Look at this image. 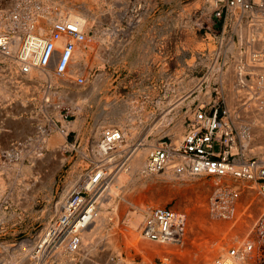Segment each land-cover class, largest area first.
Masks as SVG:
<instances>
[{
  "label": "rangeland",
  "instance_id": "obj_1",
  "mask_svg": "<svg viewBox=\"0 0 264 264\" xmlns=\"http://www.w3.org/2000/svg\"><path fill=\"white\" fill-rule=\"evenodd\" d=\"M34 3L44 5L46 15L52 12L58 17L56 20H59V16L62 14L58 13L61 8L75 5L79 11H89L90 21L85 30L89 37L92 36L91 38H93L96 46L92 48L85 46L84 43L79 44L84 48L86 54L78 61L88 70V76H85L81 71H75L72 75L66 76L67 79H70L67 80V83H62L63 81L59 79L60 81L58 80L55 84L38 78L36 74L28 77L26 73L20 72L17 66L13 67L11 62L0 58V60L6 62V65L0 62V86L3 87L5 92L0 93V264H103L108 256L117 252H125L127 257H134L146 264H165L163 263L165 260L161 255H155L152 260L147 261L145 260L147 257L143 253L133 250L134 247L128 249L121 234L122 227L126 226L124 219L122 217L118 220L113 219L115 209L113 205L101 207L100 204L99 206L101 211L105 210L107 212L108 216L107 220L103 222L105 228L102 232L103 235L114 232L119 251L113 250L111 247L106 248L108 246L103 245L100 238H97L98 240L94 244L97 250L93 247L92 253L85 248L82 249L80 255L77 256L78 258L76 257L77 261H75L76 258H71L67 253L59 255L58 252L55 255L53 254L54 257H49L50 259H47V253H45L39 261L32 255V251L49 222L58 215L59 212H56L57 204L62 201L63 196L67 198L69 195V191L65 193L68 184L72 182L76 184L81 181L88 172L87 170L98 160L93 152V147L100 137L102 128L107 125L117 126L116 122H112V116H108L106 119L109 123L105 124L106 121L103 119L113 111L112 106L108 105V100L116 98L120 104L127 101L137 102L143 107L144 111H156L158 114V101L163 102L164 105L170 104L168 102L169 93L181 92L182 95H185L183 103L177 108L172 107L167 110V113H169L168 118L157 121V123H163L165 126L155 127V130L147 135H145L146 132L143 133L144 130L140 127L136 132L139 139L147 138L149 142L155 144L162 137L175 140L177 137L176 128L180 120L178 118L185 117L186 119L190 109H196L203 101L210 102L213 100V103H215L214 100H218L222 106L229 108L225 95L224 97L215 93L212 96L201 95L195 90L191 80L195 77L201 79L208 74L209 60L215 56L214 50H219V63L224 69L230 60L229 69L234 70V67H237L235 63L241 58V55H239L236 48H229L232 42L239 43L240 31L246 21H243L241 25L229 24L226 30H223L219 26L221 22L216 20L212 9L208 8L209 4L206 0H0L2 5H0V10L8 11L17 7L27 8V4L32 6ZM44 16L45 14L39 20V23L43 25L44 30L49 31L53 22L49 24L42 23ZM252 32L250 35H252ZM192 61H195L194 68L188 67ZM101 74L102 77H100ZM78 76L85 78L84 85L77 84L76 79ZM97 76L101 80H98ZM247 80H251V78L248 77ZM215 82L214 79L205 80L202 91L207 92L209 88L216 86ZM226 83L225 81V86ZM213 103L206 105V109L209 110ZM136 107H138V104H136ZM262 112H264V109L260 108L259 115ZM144 120L146 119L144 118ZM53 121L57 123V129L52 126ZM234 121L242 138L246 130L252 133V130L256 128L252 127L250 129L252 122L247 118L244 122L239 121V119ZM70 122H76V125L67 134L65 143L67 149L65 151L61 149V144L50 146L46 140L41 138L44 133L42 132L43 128L47 132V138L51 140L62 129L67 130L64 125ZM238 122L240 123L238 124ZM147 123H152V121L147 120L144 122V124ZM187 125L184 122L185 132ZM97 130L99 131V137L96 134ZM137 137L134 138V141L138 140ZM244 140H242V143L245 146L246 155L259 156L256 148L257 146L263 147L264 144L259 143L260 141L256 138L249 140L248 143ZM35 158L36 160H34ZM118 162L114 163L113 167ZM16 163L18 164L16 165ZM29 167L31 170L27 171ZM24 169L27 173L24 172ZM24 174H27V178H23ZM159 175L151 176L157 179L156 182L161 181L166 185L169 184V187L172 186L171 189L185 187L187 191L189 190L190 199L187 196L181 202L178 197H170L165 202V205L186 212L189 219L195 214L198 215L200 213L198 211L203 208L202 205L195 202V196L198 195L195 192L199 190V187H203L204 196L212 197V194H215L214 188H211L210 192L207 190V185L215 184L218 177L184 176L182 178L177 176L175 180H164ZM25 179L28 181L26 182ZM225 179L229 178H224L223 181L226 182ZM29 180L30 182L33 181L30 183ZM235 180L231 178L229 181L235 182ZM236 181L244 185H252L247 181ZM254 187L258 189L256 186ZM245 195L246 193L242 194L240 198L238 197L236 204H238V213L243 220L242 224L248 227L254 223L258 224V221L262 218L258 216L262 214L264 209L261 211L259 208L260 213L256 208L257 206L255 207V202H253L254 204L251 203L253 198L251 199L250 196ZM117 202L120 204L125 201L123 198L118 197ZM148 204L151 205V201H148ZM127 207L132 209L133 206L127 203ZM260 207L262 208V206ZM205 209L211 211L210 203ZM210 211L209 214L200 213L205 220H201V217L196 220L197 225L195 227L198 230L195 231L197 232L194 234L193 231L187 232L186 241L189 244L186 242L187 244L183 247H179L183 251L185 250L184 253L197 252V250H192L190 244L192 242V245H194L196 242L194 239L198 236L202 239L211 236L209 238L211 239V245L209 244L207 247H209V250L212 248L211 251L213 252H220L218 249L220 243H223V238L209 233V228L216 221H232L233 217L224 220V217L216 216L212 212L211 214ZM212 217L216 218L213 219ZM255 219H258V221ZM116 221L117 224H115ZM248 221L251 223H248ZM201 222L204 223L200 225ZM257 224L253 227L252 235L247 236H256ZM204 228L207 230L205 231ZM109 233L105 237H110ZM112 236L113 234H111ZM232 237L234 236H231L230 241H235L236 237L233 239ZM108 241L110 240L108 239ZM234 241L228 244L226 249L229 250L235 247ZM150 242L154 245L157 243V246L160 244ZM99 244H102V246ZM201 246L202 250H205V247ZM259 249H257V252ZM169 254L172 255V253ZM183 257L185 259L180 258L181 261H187V258Z\"/></svg>",
  "mask_w": 264,
  "mask_h": 264
},
{
  "label": "bare ground",
  "instance_id": "obj_2",
  "mask_svg": "<svg viewBox=\"0 0 264 264\" xmlns=\"http://www.w3.org/2000/svg\"><path fill=\"white\" fill-rule=\"evenodd\" d=\"M206 1L209 3L208 8L212 9L214 7L213 1L212 0H206ZM254 1L256 3H258V5L261 6L260 3L262 2V0H254ZM42 6L39 7L40 8L39 11L32 13L27 18V24L25 26V29L28 32L27 34H29L27 45L33 41V39L35 38V36L37 34V31H39V30H40V33H44L43 36H45V38L48 37V35L50 34V32L52 30L53 24L59 20H67V21L78 24L79 27L81 28V30H83L85 32V38L82 41H75V49L73 51V55H72L70 64H69L68 69H67L65 74L60 75V74L56 73L54 70V66H52L50 69H45V68L39 67L38 65H35L31 68V70L28 73H26V75H28V77H31L32 74H36L38 76V78L48 80L49 82H52L55 84L58 82L59 79L63 81L62 83H67V80L69 81L70 79L69 78L67 79L66 76L72 75V73H74L75 71H81L85 74V76H88V70L82 64H80V61H78V60H80L79 58H82L86 54L84 48L79 44L84 43L85 46H90L92 48L96 46L95 42L93 41V38H91L92 36L89 37L87 31L85 30V28L87 27V25L90 21L89 20V14H88L89 11L87 12L86 9H84V10H86L84 12L79 11L77 6H75V5L70 6V7L61 8V10L58 13H62V14L59 16V20H56L58 17L55 16V14H53L52 12H50L46 15V9H45L46 7L44 5H42ZM86 8L88 9L89 7H86ZM259 8L254 6L253 9L250 11L251 14H253L254 18H253V20L247 21L246 24L242 26L241 31H240V43L232 42V44L229 48V49H231L232 47L234 49L236 48L239 52V55H241V58L235 63L237 65V67H234L235 71L233 69L232 70L229 69L230 65H231L230 64L231 60L226 65V68L224 69L221 66V64L219 63V56H220L219 50H214L215 56L213 57V59L209 60L208 74H206L201 79L199 77L193 78L191 80V83L194 84L193 86L195 87V90L198 91V93L201 95L212 96L214 93L217 95H220L222 97H224V95H225L226 101H227L228 106H229V110L231 112V117L233 118V120L239 119V121L244 122V120L247 118L249 121L252 122V125H250L251 126L250 129H252V127H254V128L256 127L255 129L252 130L253 131L252 133L247 132V130H246V133L243 134V139H245L244 141L246 143H248L249 140L256 138L258 141H260L259 143L262 142V144H264V112H262L261 115H259L260 108L264 109V57H263L264 55L262 56L263 67H261L260 70L257 71L256 75L251 74V80H247V78H248L247 75L249 73H251V71L253 70L251 67V65L254 62L252 60L253 50H255V48H263L264 47V7H259ZM240 11H241L240 7L233 8V13L236 17H238L240 15ZM260 11H262V13H263L261 17L258 14ZM47 12H49V11H47ZM1 14L2 13L0 10V15ZM44 14H45V16H44L42 23L46 22L49 24V23L53 22L49 31H47L46 29L44 30L43 25H41L39 23V20L42 19V16ZM14 23L15 22L12 19H10V18L7 19V18L0 16V26L1 27L6 28L8 25L13 26ZM35 27H37V28H35ZM27 28H30L31 31L28 30ZM2 31L3 30L0 29V32H2ZM251 31H253L252 32L253 37H252V35H250ZM72 40H73V38H72ZM57 45L60 48H62L64 46L63 42H61V41H58ZM242 45L245 47V50H242V48H243ZM15 49H17V47ZM0 58L5 59L7 62H11L13 67L17 66V69L20 72L24 73L22 71L21 61L18 58H16L15 56H7V55L0 53ZM37 61H38V57L36 58V62ZM100 61H102V60H100ZM242 63H245L244 67L242 66ZM194 65H195V61H192V63L189 64L188 67L194 68ZM76 69H78V70H76ZM17 73H19V72L17 71ZM100 77H102V74ZM100 77L98 79V76H97V79L101 80ZM223 78L227 82L226 83L227 84L226 90H225V87H226L225 81ZM209 79L216 80V82H215L216 86L209 88L207 90V92H203L202 91L203 83L205 80H209ZM76 81H77V84H80L78 82V78L76 79ZM80 85H84V83H82ZM2 92H4L3 87L0 86V93H2ZM184 97H185V95H182L181 92L180 93L179 92L178 93L177 92L169 93L168 102L170 104L164 105L163 102H161V101L157 102L158 114L156 111H151V112L144 111L142 109L143 107H141V105L137 102L127 101V102H123L120 104V102H118L116 100V98L114 100H108V105L112 106L113 111L112 112L109 111L110 113H108L105 116V118H103V119L106 121L108 116H110V117L112 116V118H113L112 122H116L117 126L116 125H109V126L107 125L106 127L102 128L101 133H100V137L98 136L99 135L98 130H97L98 132L96 133L99 138L96 141L95 146L93 147V152L96 155V157H98V160L95 161L93 169L102 164V165L106 166L107 172H106L105 182L101 186H98L97 189L94 191L95 196H97L98 200H100V204L102 205L101 207H107L109 205L115 206V209L113 212L114 213L113 219L115 218L116 220H118L122 217L124 219V224L126 225V226L122 227V229H121V234H122L123 239H124L123 241H125V243L127 244L128 249H129V247H134L137 252L143 253L144 256L147 257V259H145L147 261L152 260V258L155 255H161V256H163V258L165 260V262H163L165 264H188L189 262H190L189 264H191V263L192 264H215L216 260L218 258H221V257L232 260V263L234 262L235 264H258V263L264 264V249H262L264 247V213H263L264 211L262 212V214H260L261 211L264 209V194L262 192H260L257 185L248 186V185H241L238 182L229 181L230 178H233L231 176L211 175V176L218 177V179H221L222 186H223V184H225V185L229 184L232 186V187L231 186L225 187L227 189H225V190L223 189L224 191H221L220 193L217 190L218 194L215 191V193L217 195L214 196L212 200L210 199V201H207L208 198H206V197L208 195L203 196V194H204V192H202L203 187H199L198 191L196 189L197 192H195V194H198V195H196V196L193 195V196H195V199H196L195 202L199 203L203 207L201 210L199 209L200 211H198L196 209L198 212L208 213L210 210L208 211L209 208L205 209V207L209 206V203H210V207H211L210 213L212 212V213H215L216 216L224 217V220H225V218L234 217L232 221H227V222L226 221L225 222H223V221L217 222L215 220L216 223H213L212 226L209 228V230H210L209 233L215 234V236L222 237L224 240L223 243L222 242L220 243L221 245L218 249V250H220V252L218 251L220 254L216 251L215 252L211 251L212 248L209 250V247H207V246H209L210 243H208V245H203L202 243L199 242L201 245H203L205 247V250L204 249L202 250V248H201L202 251L197 250L198 252H193L192 254L191 253L186 254V253H184L185 250L183 251L182 249L179 248L181 246L183 247L185 244L188 243L186 241L187 240V237H186L187 232L193 231V234L195 232H197V231H195V230H198L195 227V225H197L195 222H196V220H199V218L202 216V214H200V213L198 215L195 214V215L191 216L189 219L190 221L187 220V227H186L187 232H186V236H185L186 238L183 240V242L153 241V242L160 243L159 246H157V243H156V245H154L150 242L152 240H149L143 236V221H144V218L147 215V213L152 208V206L165 205V202L170 197H178L182 202L183 199H185L187 196H189V199H190V195L188 194L189 190L187 191V189L185 187L181 188L183 190H181L180 187L178 189L175 187L174 189H177V190H174L173 188L171 189L172 186L171 187L168 186L169 184L166 185L163 182L161 183V181H159L160 183L156 182L157 179L153 178L151 175H157L158 176L159 172H149L146 170V163H147L148 154H149L150 150L152 149V147L155 146L156 144L149 142V140H147V138H144V139L140 138L139 139L136 135V132H137V129H139V127H140L144 130L143 133L146 132L145 135H147L148 133L155 130L154 129L155 127L158 128L160 126H165L163 123H159V122L157 123V121L159 119L168 118L167 116L169 113H167V110H169L172 107L173 108L179 107L183 103ZM214 102L215 103H213V100H211L210 102L203 101L199 106L203 107V106L208 105L209 103L210 104L211 103L218 104L220 101L214 100ZM136 104H138V107H136ZM127 114H129V115L127 116ZM187 114H189L191 118H193L195 116V114L192 113L191 109ZM144 118L146 120H144ZM178 119H180V120H179V122L177 124V128H176L177 137L175 139L176 141L173 140V142L176 145H178L182 141L184 134H185V127H184L185 117H181ZM147 120H151L152 123L144 124V122H146ZM106 123H109V122L106 121L105 124ZM239 123L240 122H238V124ZM75 125H76V122L75 123L70 122L69 124L64 125L67 130L63 131V129H62V131H60V133H58L51 140H49L47 138V132L44 130L43 127H41V128H43L42 132H44L43 137H41V138H43V140H46L50 146H56L57 144H61V146H62L61 149L65 151L67 149V147L65 146V143L67 140V134L71 130V128ZM52 126L55 129H57V123L55 121L52 122ZM111 127H118L120 129H122L124 132L125 140L122 143H120L117 146V148H115V150L112 151V153H110V155L115 154V156L108 158L107 156L104 155V153H102L101 147H100V142H101V137H102V133H103L104 129L111 128ZM126 131H128L129 133H127ZM135 137H137L138 140L134 141ZM37 138H38V136H37ZM39 139H40V137H39ZM130 146H131V148H130ZM129 148H130V150H132V152L126 150ZM256 149L259 152L258 157L261 159H264V146L263 147L257 146ZM256 149H254V151H256ZM82 150H80V151H82ZM251 151H253V150H251ZM82 153H83V151H82ZM245 156H248V155H246V153H245ZM34 160H36V158ZM14 162H16V161H14ZM31 162H33V161H31ZM116 162H118V164H116V166L113 167V164ZM17 164L18 163H16V165ZM25 166H26V164H25ZM42 166H43V164H42ZM14 167H15V165H14ZM24 168H27V167H24ZM32 168H33V165H32ZM55 168H57V167L55 166ZM55 168H54V170H55ZM28 170H31L30 167H29V169H27V171ZM92 170L90 172H92ZM40 171H42V170H40ZM24 172H25V169H24ZM25 173H27V172H25ZM50 173H52V172L50 171ZM161 173H163V174H160L161 179H164V180H175V179H177V176L182 177V178L184 176L185 177L186 176H193V177L210 176V175H193V174L178 175V174L174 173L171 169H167L166 171L161 172ZM28 174H29V172H28ZM30 175H28V177H30ZM87 175H88V172L86 173L84 178H82L81 181H79L76 184L74 182L68 184L67 189L65 190V193H67V191H69L68 194H70V189L71 190L74 189L79 184H86L89 180ZM25 177L27 178V174L23 175V178H25ZM23 178H22V181H23ZM224 178H229V179H225L226 182L228 181V183H226L225 181H222V180H224ZM34 179L36 180V177ZM25 180H26V182L28 181L27 179H25ZM37 180H39V179L37 178ZM236 180H239V179H236ZM29 182H30V180H29ZM13 183L15 184L16 182H13ZM106 183H108V185L105 187ZM25 184L26 183L24 182V185ZM73 184H75V185L73 186ZM215 184H217V180H216ZM28 186H29V184H28ZM72 186H73V188H72ZM209 186L210 187H216V185L211 183V185H207L208 190L210 188ZM217 186H219V185L217 184ZM254 186H256L258 189H256ZM26 187H27V185H26ZM103 187H105L104 190H103ZM205 187H206V185H205ZM219 187L221 188V186H219ZM213 190H216V188ZM236 190H239L241 192V194H239L240 193L239 191L237 194H234L236 192ZM193 193H194V191H193ZM244 193H246L245 196H250L251 199L253 198L252 199L253 201L252 202L250 201V202L251 203L255 202V204H256L255 207L257 206L256 208L258 210H259V208L261 209V211L259 210L260 211L259 214L261 216L259 214H258L259 216L258 215L257 216L262 217L259 221H258V219H255L258 221V224L254 223V225L257 224V229L255 230L256 236H254V237L252 236L253 240L251 238H249L250 239V240L248 239L249 242H247V239H246V243L244 240L241 241L240 238L245 237L249 233L250 230H253L252 229L253 224L250 226L247 225L248 227H246L245 225L242 224L243 220L241 218V215L238 213L239 212L238 204L236 206L233 202L238 197H240L239 195H242V194L244 195ZM118 197L123 198L125 202L124 203L121 202L122 204L121 203L119 204L117 202ZM242 198H241V200H243ZM65 200H66V197L63 196L62 201L57 204L56 212L57 213L59 212L58 214H60L61 209H62V205H64ZM148 201H151V205L148 204ZM244 201H246V200H244ZM127 203H129L130 205L133 206L132 209L129 208L130 206L127 207ZM233 204L235 206H233ZM243 206H245V205H243ZM260 206H262V208ZM101 207L99 208V212H98V215L95 219V222L88 229H86L82 234V239H83L82 249L85 248L89 252H92L94 250L93 247H94L95 241L98 240L97 238H100L103 245L108 246L106 248L111 247L113 250H118V248H119V245L117 244V242H115L116 238L114 237V232L112 231L113 229L111 230L112 231L111 233L108 232L110 234V237H105L108 233L106 235H103L102 231L105 228V224L103 222L105 220H107L108 216H107V212L105 210L101 211ZM233 207H235V208H233ZM246 207H248V206H246ZM250 207H252V206H250ZM236 208L238 209V211H234V210H237ZM205 211H208V212H205ZM178 212L181 213V211H178ZM234 212H236L235 215H234ZM249 213H250V211H249ZM0 217H1V215H0ZM203 217H201V220L203 219ZM244 217H245V215H244ZM214 218H216V217H214ZM206 219H207V217H206ZM213 219H212V221H213ZM53 220H54V218L49 222V224H48L45 232L43 233V235H45V233L50 230V228L52 227V221ZM110 220H111V218H110ZM204 220L205 219H203V221ZM208 220H209V218H208ZM244 220L246 221V219H244ZM203 223L201 222L200 225ZM248 223H251V222L248 221ZM115 224H117V221L115 222ZM205 228H204V230L206 231L207 229H205ZM250 233H251V231H250ZM111 234H113L112 237H111ZM232 235L234 237H236L235 241H237L238 243H239V241H241V243L244 242V244H239V245H236V243H235V248L238 250L237 253H235V254H231V252H230L231 249H229V250L226 249V247H227L226 245L231 244L234 241V240L230 241ZM234 237H232V239ZM108 239L110 241H108ZM196 242H198V241H196ZM191 244H192V242H191ZM99 245L102 246V244H99ZM160 245H162V246H160ZM65 246L66 245L63 243L62 245H59V247H57L56 250H52L51 251L52 254H51V252L47 253V259H50L49 257H51L53 254L55 255L56 252H58L59 255L61 253H67L71 258H74L73 256H75V254L69 252ZM211 247H213V246H211ZM188 248H189V246H188ZM257 249H259L258 252H257ZM57 250H59V251H57ZM109 250H111V249H109ZM192 250L195 251V245H194V249H192ZM187 251H188V249H187ZM169 253H172V255H170ZM79 254H80V252H78V255ZM217 254H219V255L217 256ZM183 256H185L187 258L186 260L188 262L184 261V260L181 261L180 258H184ZM215 256H217V257H215ZM36 258L39 260L41 257L40 258L36 257Z\"/></svg>",
  "mask_w": 264,
  "mask_h": 264
},
{
  "label": "built area",
  "instance_id": "obj_3",
  "mask_svg": "<svg viewBox=\"0 0 264 264\" xmlns=\"http://www.w3.org/2000/svg\"><path fill=\"white\" fill-rule=\"evenodd\" d=\"M212 1L214 17L218 22H221L219 26L223 30H226L229 24L241 25L243 21L253 20L254 16L250 12L253 7H264V0L260 3L261 6L254 0ZM27 6V8L17 7L8 11L2 9L0 16L10 18L15 23L6 28L0 26V29L3 30L0 32V53L18 58L24 73H28L33 66L38 65L45 69L54 66L56 73L65 74L75 49V41L84 40L85 32L76 23L59 20L53 24L48 37L45 38L44 33H40L39 30L33 41L27 45L29 38L25 29L27 18L32 13L39 11V7L42 5L34 3L32 6L30 4ZM236 7H240L241 10L238 17L233 13V8ZM258 14L261 17L263 13L260 11ZM27 29L30 30V28ZM58 41L63 42L62 48L58 47ZM16 47L17 49H15ZM242 47V50H245L243 45ZM263 55L264 47L253 50L252 60L254 62L251 65L253 70L247 75L249 79L251 74L256 75L257 71L263 67ZM37 57L38 61L36 62ZM0 62L6 65L5 61L0 60ZM242 66L244 67L245 63H242ZM78 82L84 83L85 78L79 76ZM192 113L195 114L193 118L189 114L186 116L185 124H188V127L186 126L182 141L176 145L171 138L162 137L159 139L148 154L146 170L161 173L171 169L178 175L231 176L257 185L260 192L264 194V159L255 155L245 156L243 138L236 129L229 108L222 106L219 102L212 104L209 110L206 109V106H198L192 110ZM124 140L122 129L118 127L104 129L100 142L102 153L108 158L115 156L110 153ZM130 148L126 150L132 152ZM93 165L87 170L88 182L79 184L72 189L62 205L60 214L52 221L50 230L38 238L32 251L34 256L43 257L45 253L56 250L63 243L69 252L75 254L74 258L80 255L78 252L82 250V234L95 222L99 212L100 200L95 196L94 191L106 180V166L101 164L93 169ZM91 170L92 172H90ZM107 185L108 183L105 187ZM237 193L238 191L234 194ZM187 220L188 216L185 212L180 213L172 206H153L144 218L143 236L152 241L183 242L186 238ZM133 250L136 251V249ZM237 251L235 247L230 250L231 254H235ZM52 257L54 255L50 258ZM103 264L146 263L134 257H127L125 252H117L108 256ZM215 264L235 263L221 257L216 260Z\"/></svg>",
  "mask_w": 264,
  "mask_h": 264
},
{
  "label": "crops",
  "instance_id": "obj_4",
  "mask_svg": "<svg viewBox=\"0 0 264 264\" xmlns=\"http://www.w3.org/2000/svg\"><path fill=\"white\" fill-rule=\"evenodd\" d=\"M230 180H231V178H230ZM223 181V180H222ZM235 182H237L236 180H235ZM216 183V182H215ZM238 183H240V182H238ZM217 184L219 185V186H221V188L219 187V186H217ZM217 184H214V185H216V187H210L209 188V191H211V188H216V190H213V191H216V193L218 194V191H219V193L221 192V191H224L225 189H227V188H225V187H229V186H231V185H229V184H223V186H222V184H221V179H217ZM241 185H244V184H242V183H240ZM211 185V184H210ZM218 187V188H217ZM232 187V186H231ZM234 188V187H233ZM224 189V190H223ZM208 190V189H207ZM218 190V191H217ZM212 191V192H213ZM236 191H239V190H236ZM240 192V191H239ZM215 193V195H213L212 194V197H206V198H208V201H210V199L212 200L213 199V197L214 196H216L217 194ZM207 194V193H206ZM239 194H241V192L239 193ZM205 194H203V196H204ZM239 196H241V195H239ZM240 198V197H239ZM238 200V198L236 199V200H234L233 202H234V204H236V201ZM238 202V201H237ZM208 203V202H207ZM233 204V206H235ZM236 206H237V204H236ZM233 208H235V207H233ZM237 209V208H236ZM234 211H238V209L237 210H234ZM235 213L236 212H234V215H235ZM187 214V213H186ZM234 218V217H233ZM188 220H189V218H188ZM253 227H254V224H253ZM253 229V228H252ZM251 231V233H252V230H250ZM250 231H249V233H250ZM249 233L247 234V235H249ZM250 233V234H251ZM245 236V237H242V238H240V240L242 241V240H244L245 241V243H246V239H247V242H249V240H248V238H251L252 239V236L251 237H249V236ZM252 235V234H251ZM219 237V236H218ZM254 237V236H253ZM193 238V237H192ZM195 238V237H194ZM195 240L196 241H198V242H195V251L196 250H199V251H202L201 250V244L200 243H202L203 245H206V244H208V242L209 243H211V239H209V238H207V239H202V238H200V237H198V238H195ZM203 240V241H202ZM253 240V239H252ZM224 241V240H223ZM241 241H239V243L237 242V241H234L235 243H236V245H239V244H244V242L243 243H241ZM200 242V243H199ZM197 243V244H196ZM199 243V244H198ZM233 243V242H232ZM194 245H192V244H190V247H192L193 249H194ZM227 246V245H226ZM197 248V249H196ZM198 252V251H197Z\"/></svg>",
  "mask_w": 264,
  "mask_h": 264
}]
</instances>
